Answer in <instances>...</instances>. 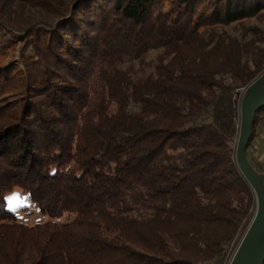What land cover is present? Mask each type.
Here are the masks:
<instances>
[{
    "label": "trees",
    "instance_id": "trees-1",
    "mask_svg": "<svg viewBox=\"0 0 264 264\" xmlns=\"http://www.w3.org/2000/svg\"><path fill=\"white\" fill-rule=\"evenodd\" d=\"M21 2L43 17L0 1V264H229L256 210L238 90L264 73V0ZM263 127L264 107L248 150ZM17 189L51 220L21 222Z\"/></svg>",
    "mask_w": 264,
    "mask_h": 264
},
{
    "label": "water",
    "instance_id": "water-1",
    "mask_svg": "<svg viewBox=\"0 0 264 264\" xmlns=\"http://www.w3.org/2000/svg\"><path fill=\"white\" fill-rule=\"evenodd\" d=\"M264 107V74L245 91L241 99L240 135L236 148L237 165L254 191L257 210L229 264H264V174L248 157L257 112Z\"/></svg>",
    "mask_w": 264,
    "mask_h": 264
},
{
    "label": "rangeland",
    "instance_id": "rangeland-1",
    "mask_svg": "<svg viewBox=\"0 0 264 264\" xmlns=\"http://www.w3.org/2000/svg\"><path fill=\"white\" fill-rule=\"evenodd\" d=\"M0 1H2V2L5 1V3H6L5 4V7H6L5 10H6L7 14L14 20H18V19H20V20L34 19L35 20L37 18L41 19L43 17V14H41L42 12L39 13L36 9H33L32 6L24 5L21 2V0H0ZM247 23H248V25H247L248 27L254 26V27H258L260 31L264 30V21L262 22V21H258V20L253 19V20H249ZM225 30L230 35L235 36V38L238 37V38L243 39V41H249L255 37L252 32L247 33L241 27L236 28L235 26L234 27L230 26V27H227ZM259 45L261 48H264V42H259L258 46ZM158 54H159V52H156V53L149 55L147 62L144 65H140L138 63L136 65L137 70H139L141 72V74L143 72H144V74L150 73L152 71V67H151L150 63L158 56ZM245 89H247V88H245ZM239 107H241V102L239 104ZM240 109L241 108H239L240 120H241V110ZM260 134H261V136L258 139V141L256 143H254L247 152H248V154L253 156L255 158V161L257 163H260V165L264 169V127H263L262 133H260ZM17 191H21V190L17 189L15 192H17ZM11 195L12 196L15 195L16 197H18V206L12 208V210L15 209L14 211L17 212V214L19 215L20 221L23 222L24 224H26L28 226H33L35 224L43 223V222H47V221L51 220L49 217L43 216L39 212L38 209L33 208L34 206H32V205H30V207L26 206L25 205L26 201L23 199L21 192H17L15 194H11ZM24 205L26 206V208L23 207ZM8 208L10 209L9 203H8ZM256 210H257V202H256ZM256 210H255V212H256ZM242 238H241V240H242Z\"/></svg>",
    "mask_w": 264,
    "mask_h": 264
},
{
    "label": "snow or ice",
    "instance_id": "snow-or-ice-1",
    "mask_svg": "<svg viewBox=\"0 0 264 264\" xmlns=\"http://www.w3.org/2000/svg\"><path fill=\"white\" fill-rule=\"evenodd\" d=\"M7 201L10 205V210H12V208L17 207L18 206V197H16L15 195L8 197Z\"/></svg>",
    "mask_w": 264,
    "mask_h": 264
},
{
    "label": "built area",
    "instance_id": "built-area-1",
    "mask_svg": "<svg viewBox=\"0 0 264 264\" xmlns=\"http://www.w3.org/2000/svg\"><path fill=\"white\" fill-rule=\"evenodd\" d=\"M245 91H246L245 88H242V89L238 90V93H239L238 95L241 96V98H242V96L244 95Z\"/></svg>",
    "mask_w": 264,
    "mask_h": 264
}]
</instances>
